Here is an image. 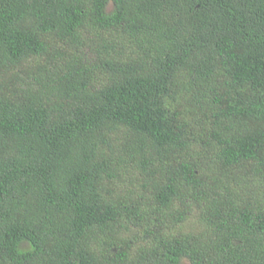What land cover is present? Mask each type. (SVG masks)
Listing matches in <instances>:
<instances>
[{"label":"trees","instance_id":"1","mask_svg":"<svg viewBox=\"0 0 264 264\" xmlns=\"http://www.w3.org/2000/svg\"><path fill=\"white\" fill-rule=\"evenodd\" d=\"M264 264V0H0V264Z\"/></svg>","mask_w":264,"mask_h":264},{"label":"rangeland","instance_id":"2","mask_svg":"<svg viewBox=\"0 0 264 264\" xmlns=\"http://www.w3.org/2000/svg\"><path fill=\"white\" fill-rule=\"evenodd\" d=\"M187 264V263H186Z\"/></svg>","mask_w":264,"mask_h":264}]
</instances>
